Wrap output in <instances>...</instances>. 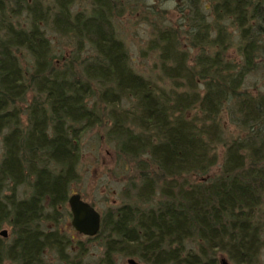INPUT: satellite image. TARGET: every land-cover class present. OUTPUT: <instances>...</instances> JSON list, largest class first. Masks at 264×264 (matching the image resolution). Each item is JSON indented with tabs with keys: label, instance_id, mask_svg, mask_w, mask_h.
I'll use <instances>...</instances> for the list:
<instances>
[{
	"label": "trees",
	"instance_id": "16d2710c",
	"mask_svg": "<svg viewBox=\"0 0 264 264\" xmlns=\"http://www.w3.org/2000/svg\"><path fill=\"white\" fill-rule=\"evenodd\" d=\"M78 1L0 0V230L10 228L0 264H55L48 254L86 264L91 242L102 248L97 264H260L264 0L143 4L156 80L132 69L116 26L135 0H84L74 10ZM47 30L70 41L68 55ZM106 123L132 172L127 201L101 214L96 236L76 239L57 224L79 181L81 139Z\"/></svg>",
	"mask_w": 264,
	"mask_h": 264
},
{
	"label": "rangeland",
	"instance_id": "374dc122",
	"mask_svg": "<svg viewBox=\"0 0 264 264\" xmlns=\"http://www.w3.org/2000/svg\"><path fill=\"white\" fill-rule=\"evenodd\" d=\"M124 1H122L123 3ZM151 4H157L160 10H172L173 4L171 3H159L158 0H135L130 3L129 8H125V13L120 17H114L116 26L120 31V35L124 42L128 46L130 54V65L132 69L147 78L157 79L158 70L155 68L156 58L153 53L146 52V43L150 36V27L148 19L151 18L150 10L145 7ZM87 2L79 0L74 10H82L86 7ZM155 12L157 10H154ZM159 16V13L158 15ZM161 16V14H160ZM172 21L177 18V14L173 11L169 16ZM154 19L158 21L162 18ZM48 36L51 39L52 47L56 53H63L68 55L72 50L70 41L66 37H61L57 34L50 33L47 30ZM233 50H231L232 52ZM257 77H252L251 82L255 81ZM133 102L127 101L123 103L122 109H130ZM221 122L226 128L229 134L234 133L233 127L230 125L228 118L222 115ZM108 124L104 126H97L88 130L81 139V158L77 166V171L80 175L79 181L72 184L70 188L69 196L75 193L81 195L82 199L93 205V207L102 214L108 208H114L120 206L126 202L124 197V191L127 187V181L132 174L130 166H128L123 160L117 156L116 146L113 141L107 136ZM2 155V143L0 137V158ZM28 191L25 188H21L18 192L19 198L25 197ZM133 201V200H131ZM66 211H69L68 204L62 210V221L57 224L61 230H67L71 227V216H67ZM54 224L48 222L44 225L45 229L54 228ZM5 230L7 238H10V228L3 226L0 231ZM79 235L75 232V238ZM81 242L84 239H79ZM87 255L85 259L86 264H97L99 257L102 253V248L96 243L91 242L85 246ZM224 258L227 264H231L225 256H220V259ZM134 260L137 264L142 263L137 257L129 256H117L115 258L116 264H128V260ZM47 260L49 262L57 263V259L54 254H48ZM260 264H264V248L261 252Z\"/></svg>",
	"mask_w": 264,
	"mask_h": 264
},
{
	"label": "water",
	"instance_id": "95a60500",
	"mask_svg": "<svg viewBox=\"0 0 264 264\" xmlns=\"http://www.w3.org/2000/svg\"><path fill=\"white\" fill-rule=\"evenodd\" d=\"M71 214V227L83 237H94L100 230L101 214L88 202L82 199L78 193L72 194L67 200ZM1 237H6L5 230L0 231ZM128 264H137L134 260H128ZM220 264H227L224 258L220 259Z\"/></svg>",
	"mask_w": 264,
	"mask_h": 264
}]
</instances>
